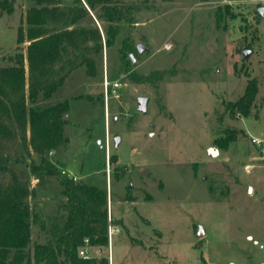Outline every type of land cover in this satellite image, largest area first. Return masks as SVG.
Here are the masks:
<instances>
[{
	"label": "rangeland",
	"instance_id": "obj_1",
	"mask_svg": "<svg viewBox=\"0 0 264 264\" xmlns=\"http://www.w3.org/2000/svg\"><path fill=\"white\" fill-rule=\"evenodd\" d=\"M74 1L60 4L69 11ZM127 2L138 8L132 22H120L112 46L104 43L96 54L97 74L80 66L51 96L28 98V107L68 102L69 142L44 155L64 176L108 191L115 233L109 246H89L90 257L106 256L109 264H264V0ZM33 3L14 0L13 13L0 10V64L16 52L18 27ZM82 25L95 24L85 17L72 26ZM105 76L123 86L106 96ZM250 80L258 81L259 97L244 117L229 104ZM139 96L150 98L147 112L138 109ZM231 130L237 136L230 140ZM16 153L24 160L11 165L34 190L33 215L46 221L44 228L31 222L33 249L50 238L66 196L57 176L40 185L31 174L40 153Z\"/></svg>",
	"mask_w": 264,
	"mask_h": 264
},
{
	"label": "trees",
	"instance_id": "obj_2",
	"mask_svg": "<svg viewBox=\"0 0 264 264\" xmlns=\"http://www.w3.org/2000/svg\"><path fill=\"white\" fill-rule=\"evenodd\" d=\"M33 1L25 14L26 26L22 23L18 27L16 52L8 63L0 64V264H109L106 256L96 259L80 255L82 248L109 246L108 191L64 176L44 155L69 142L64 133L68 102L28 107V98L36 100L41 93L51 96L80 66L97 74L96 54L104 43L112 46L120 33V22H132L130 11L138 7L127 0H75L66 11L61 0ZM14 8V0H0L1 11L13 13ZM85 17L95 25L72 26ZM129 38L123 42L122 51ZM258 92V81L250 80L242 97L230 102L232 112L248 117ZM228 135L235 139L237 132L231 130ZM21 147L28 151L32 147L41 154L40 161L30 162L31 174L40 185L47 177L57 176L66 196L51 218L50 238L36 243L33 249L29 246L31 222L38 221L44 228L46 221L33 215L28 198L34 190L11 165L24 160L16 153Z\"/></svg>",
	"mask_w": 264,
	"mask_h": 264
},
{
	"label": "water",
	"instance_id": "obj_3",
	"mask_svg": "<svg viewBox=\"0 0 264 264\" xmlns=\"http://www.w3.org/2000/svg\"><path fill=\"white\" fill-rule=\"evenodd\" d=\"M259 12L262 15V13H264L263 12V8H260L259 9ZM137 48H138V50L140 52H143L146 49V45L144 46L143 44L139 43V44H137ZM248 54H249V50H246L245 55H248ZM130 57H131L132 61L135 62V57H134V54L133 53H130ZM137 99H138V109L140 111H142V112H147L148 101H149L150 98L148 96H146V97L145 96H139ZM66 117H67V115L64 116V119ZM120 140H121V136H119V135L115 136V142H116V144H118L120 142ZM201 229H203L202 226L200 227V230ZM200 235H201V232H200L199 236Z\"/></svg>",
	"mask_w": 264,
	"mask_h": 264
},
{
	"label": "built area",
	"instance_id": "obj_4",
	"mask_svg": "<svg viewBox=\"0 0 264 264\" xmlns=\"http://www.w3.org/2000/svg\"><path fill=\"white\" fill-rule=\"evenodd\" d=\"M123 86V82H121L120 80H115V81H112V83L108 80V78L105 76L104 78V88H105V93H106V96H107V93H108V90L109 88L113 90H117L119 88H121ZM111 220V218H110ZM115 233V228L112 226V224L109 225V234H110V237L113 236V234ZM80 255L84 256V257H90V253L89 251L86 249V248H82L80 250Z\"/></svg>",
	"mask_w": 264,
	"mask_h": 264
}]
</instances>
